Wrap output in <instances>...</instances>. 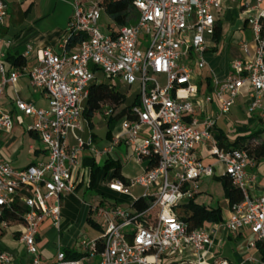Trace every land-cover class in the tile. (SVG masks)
Here are the masks:
<instances>
[{
    "label": "built area",
    "instance_id": "built-area-1",
    "mask_svg": "<svg viewBox=\"0 0 264 264\" xmlns=\"http://www.w3.org/2000/svg\"><path fill=\"white\" fill-rule=\"evenodd\" d=\"M224 1L134 0L135 22L105 35L99 24L104 12L100 0H74L68 35L60 50L39 51V65L28 71L31 85L43 91L48 108L15 101L18 111L34 119L31 130L47 152V161L23 169L0 163V221L7 225L5 219H23L20 241L32 257L29 264H41L36 244L39 227L45 220L59 225L61 199L75 192L72 173L81 168L83 156L98 158L110 153L121 140L132 148L137 163L155 160L156 164L129 185L112 180L108 188L127 196L131 187L139 186L143 189L139 198H151L150 206L141 213L115 203L95 207L93 213L104 229L101 237L78 240V248L85 255L81 259H68L58 250L55 264H85L86 258L94 257L98 260L93 264L204 263L213 245L211 234L204 227L190 230L176 208L194 198L200 179L213 174L212 166L203 164L194 154L202 139H212L214 120L196 118V88L189 63L203 68V55L213 46L210 40L216 15ZM6 17L7 5L0 0V28ZM247 23L252 30V45L242 44L244 58L232 60L229 76L221 82L214 80L213 87L220 115L229 112L246 87L247 113L264 119V8L250 13ZM73 36L78 41L67 49V41ZM6 57L0 36V101L6 85L14 84L19 77L18 71H7ZM99 72L112 87L137 84L139 100L126 109L120 121L122 133L105 151L94 147L90 137L79 135L88 91ZM112 108L104 104L96 114L109 118L118 111ZM144 128L148 134L138 144ZM11 129L12 117L0 104V132L9 133ZM69 137L75 145H70ZM212 154L222 164L223 175L243 197L232 207L224 229L232 234L248 229L256 240L264 239V186L257 197L248 190L246 168L253 163L252 158L245 150L224 152L216 144ZM250 246L254 248L255 242ZM190 254L193 260L185 258ZM0 264H13L10 255L0 253Z\"/></svg>",
    "mask_w": 264,
    "mask_h": 264
},
{
    "label": "crops",
    "instance_id": "crops-1",
    "mask_svg": "<svg viewBox=\"0 0 264 264\" xmlns=\"http://www.w3.org/2000/svg\"><path fill=\"white\" fill-rule=\"evenodd\" d=\"M246 3L248 8L245 7ZM32 6L33 4L26 8L24 14L20 10V15L22 14L23 18L19 15L12 25L8 23L7 13L4 26L0 28V36L4 41L7 57L9 55L21 56L25 61L23 66L16 67L6 60L7 71L16 70L19 77L14 84L6 85L0 101L1 107L8 111L12 117L11 131L9 133L0 132V163H9L16 169H23L47 161V152L42 149L39 137L31 130L34 119L18 111L15 101L21 100L34 105L36 108H48V100L45 94L31 85L28 71L39 65L37 58L39 51L46 48L60 50L68 35L70 22L69 20L67 26L64 27L61 24L59 27L40 31L36 24L42 17L35 14L26 17ZM260 6L261 4L258 5L256 0H225L221 10L216 15L217 23L221 24L222 28L219 41L210 40L213 46L203 55V68L199 69L194 62L189 63L193 71L192 81L196 88V95L193 98L196 118L202 120L205 117H210L214 120V127L211 130L212 139H202L194 148L197 159L205 165L212 166L213 174L210 177L200 179L199 191L194 196L193 201L196 205L204 206L207 209L219 208L222 216L221 222L204 227L211 234L213 245L206 253L203 264H216L222 261L227 264H264L257 247L250 246L256 241L255 235L248 229L232 234L223 227V224L231 217L232 207L225 198L221 182L224 176L223 166L212 154L213 145L216 144L215 135L218 134H222L229 143L234 142L237 138L255 133H259L257 142L264 141V119L247 113V88L245 87L242 95L235 99L229 112L226 115H220L213 87L214 80L221 82L229 76L232 60L244 58L242 44L246 43V38L243 36V32L250 30L252 36L247 17L250 13L256 14L257 9L261 8ZM248 9L249 12H247ZM241 96L244 98L241 104V109L244 111L243 117L240 116L239 109L233 110L237 99ZM117 123H119L117 130L108 132L105 140H98L93 133L85 139L90 137L94 147L99 151H105L112 145V141L122 133L120 121ZM82 132L83 129L79 135ZM147 134L148 129L144 128L137 139V143L140 144ZM68 140L70 145H75L71 137ZM123 146L127 161L133 160L141 168L136 177L147 171L148 161L143 160V162L137 163L132 148L126 147L124 140H121L119 145L113 148L110 153L98 158L83 156L81 168L72 173V179L76 183L75 192L66 194L61 199L59 225L54 226L50 220H45L39 227L36 244L39 249L41 264H55L58 250L65 254L66 251L81 254L78 248V240L82 237L90 241L101 237L104 229L99 225L100 222L93 213L95 207L103 208L108 204L112 206V203L118 205L129 200L134 201L140 197H135L131 193L127 196L117 194L109 190L108 184L110 182L101 179L97 181L92 191L88 188L90 170L88 166L84 165V160L93 158L97 165H102L109 156L121 166L120 154L116 150L123 148ZM246 173L249 180L250 195L252 197L259 196L262 192V186H264V159L253 161L246 168ZM123 177L127 181L126 185H129L131 180ZM80 189L90 191L89 202L80 200L77 194ZM88 219H91L96 225L95 228L88 224ZM9 221L7 225H3L0 221V253L9 254L13 264H29L32 257L20 241V235L24 231V223L23 221H14V219ZM177 258L179 259V257ZM185 258L194 259L191 254ZM93 259L95 261L92 262L90 261L91 258H86L84 263L93 264L98 260L96 257Z\"/></svg>",
    "mask_w": 264,
    "mask_h": 264
},
{
    "label": "trees",
    "instance_id": "trees-1",
    "mask_svg": "<svg viewBox=\"0 0 264 264\" xmlns=\"http://www.w3.org/2000/svg\"><path fill=\"white\" fill-rule=\"evenodd\" d=\"M134 0H100V4L104 9V13L112 22V26L109 27L111 32H114V29H119L124 26L131 25L135 22L137 18V11L133 8ZM221 24L216 23L215 33L212 36L214 42H218L221 36ZM77 38L70 37L67 41V49L73 47ZM7 62L12 63L13 66L21 67L24 65L25 61L21 56L9 55L6 58ZM94 71L97 68H93ZM125 97L122 93L118 91V87H112L109 83L102 82L96 79L89 88L88 97L85 102L84 109V118L91 125L92 117L100 112L104 104L109 103L113 106V111L117 110V113L112 115L108 119V124L112 125L115 122H119L122 119V116L126 114V109L130 106H124ZM138 96L134 99V103H138ZM259 133L251 134L248 136L237 138L234 142L229 143L222 134L215 135L216 146L224 151L229 152L232 150L242 149L248 152L249 156L253 161L264 159V141H258ZM156 161L149 160L147 164V170L155 167ZM84 165L89 167V189H93L95 184L99 179L107 182L112 180H119L124 184H127L126 179L117 171L120 167V164L117 161L108 158L103 162L102 165H97L93 158H86L84 160ZM222 186L224 190L225 198L228 200L230 207L240 203L242 201L241 191L232 185L231 179L224 175L222 177ZM152 199H143L137 198L133 201L131 209H134L136 212H144L150 206ZM183 209L182 213H177L179 218L188 225L190 230L203 228L209 224H217L221 222V210L218 209H207L204 206L196 205L192 200H189L187 203L177 207L176 209ZM20 214L23 213V210L19 211ZM7 222H10L8 219H5ZM14 221H23L21 217L14 219ZM88 224L95 228L96 225L88 219ZM255 246L257 247L261 260L264 262V239L256 240ZM100 245L98 244V249L100 250ZM68 259H81L85 257L84 254L71 253L66 251Z\"/></svg>",
    "mask_w": 264,
    "mask_h": 264
},
{
    "label": "rangeland",
    "instance_id": "rangeland-1",
    "mask_svg": "<svg viewBox=\"0 0 264 264\" xmlns=\"http://www.w3.org/2000/svg\"><path fill=\"white\" fill-rule=\"evenodd\" d=\"M7 5V13H8V23L9 25L14 24V21L19 17L20 10L21 13L24 14L25 9L28 8L31 4H33L32 9L29 13L26 14V17H31L32 15L42 17L41 20L36 24L37 28L40 31H45L50 28L59 27L61 24L67 26V22L71 19L73 15V2L74 0H3ZM85 2H95L99 0H82ZM261 8H264V3L261 4ZM22 14L20 15L22 18ZM244 18V17H242ZM101 26V32L105 35H111V31L109 29L112 26V22L107 17V15L102 12L101 20L99 22ZM243 36L246 38V43L251 46L252 45V36L250 30H245L243 32ZM97 79L106 82L105 78L101 75V73H97ZM161 81V85H162ZM118 91L122 93L125 97L124 106H131L134 102L138 94L137 84L132 85L131 87L120 86ZM244 101V98L241 96L237 99L236 106L234 109H239V114L241 117L244 116V111L241 109V104ZM240 106V107H239ZM103 113L95 114L91 119V125L85 119L82 121V129L83 132L80 134L82 138H86L93 133L98 140H105L108 132H115L119 126V123L115 122L112 125H109L107 122V118L103 117ZM116 152L120 154L121 158V166L117 170L121 175L127 177L130 182L140 173L141 168L135 164L133 160L127 161L125 157V149L124 146L121 149H117ZM99 184V183H98ZM100 185V184H99ZM101 186V185H100ZM92 191V190H91ZM143 189L139 186H135L130 189V193L135 196H141ZM89 190L80 189L78 191V196L82 202H89ZM133 201L129 200L126 202H122L118 204L122 208L131 207ZM183 209L178 208L176 212L182 213ZM101 225V222L99 223ZM90 261H95V259L91 258Z\"/></svg>",
    "mask_w": 264,
    "mask_h": 264
}]
</instances>
